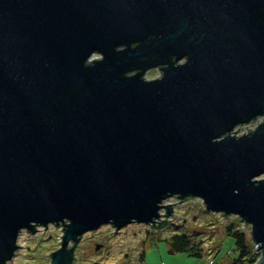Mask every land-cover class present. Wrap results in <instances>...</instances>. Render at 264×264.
<instances>
[{"label":"water","instance_id":"water-1","mask_svg":"<svg viewBox=\"0 0 264 264\" xmlns=\"http://www.w3.org/2000/svg\"><path fill=\"white\" fill-rule=\"evenodd\" d=\"M262 117L264 0H0V264L50 226L77 264L171 199L238 216L264 264V122L232 134Z\"/></svg>","mask_w":264,"mask_h":264},{"label":"rangeland","instance_id":"rangeland-1","mask_svg":"<svg viewBox=\"0 0 264 264\" xmlns=\"http://www.w3.org/2000/svg\"><path fill=\"white\" fill-rule=\"evenodd\" d=\"M158 75L159 71L153 70L148 77L156 78ZM262 122L263 117L254 123L237 127L232 134L241 136ZM168 203H176L174 214L181 215L178 219L173 216L167 218L174 223H167L160 228L135 223L121 231L106 225L96 232L87 233L76 251L77 264H233L238 257L236 241L225 233L224 228L231 221L243 228L245 223L242 219L234 215L227 220L208 211L200 199H190L184 203L171 199ZM162 213L165 214L166 210ZM62 229L50 226L33 235L24 231L19 241L23 247L11 264H50L49 254L60 248ZM246 229L251 237V227ZM175 232L192 233L199 236L195 237L196 240H204L202 257L170 253L166 240ZM97 245H101V248L97 249Z\"/></svg>","mask_w":264,"mask_h":264},{"label":"trees","instance_id":"trees-1","mask_svg":"<svg viewBox=\"0 0 264 264\" xmlns=\"http://www.w3.org/2000/svg\"><path fill=\"white\" fill-rule=\"evenodd\" d=\"M234 222H229L224 231L227 235L235 238L238 257L234 259L233 264H253L255 263L261 253L256 249L252 238L249 233ZM199 237L192 233L175 232L166 240L169 244V252L175 253H188L190 256L202 257L204 254V240H196ZM99 264V263H97Z\"/></svg>","mask_w":264,"mask_h":264},{"label":"flooded vegetation","instance_id":"flooded-vegetation-1","mask_svg":"<svg viewBox=\"0 0 264 264\" xmlns=\"http://www.w3.org/2000/svg\"><path fill=\"white\" fill-rule=\"evenodd\" d=\"M153 70H157V71H159V75H158L157 77L161 76V74H162L161 67H156V68H154V69L149 70V71L146 73V77H147V78H150V77H148V75H149L150 72L153 71ZM131 74H133V73H131ZM152 78H153V77H152ZM154 78H155V77H154Z\"/></svg>","mask_w":264,"mask_h":264},{"label":"built area","instance_id":"built-area-1","mask_svg":"<svg viewBox=\"0 0 264 264\" xmlns=\"http://www.w3.org/2000/svg\"><path fill=\"white\" fill-rule=\"evenodd\" d=\"M256 249H257V247H256ZM258 250V249H257Z\"/></svg>","mask_w":264,"mask_h":264}]
</instances>
